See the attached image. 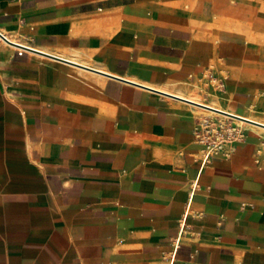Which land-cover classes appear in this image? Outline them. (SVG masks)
<instances>
[{
	"label": "crops",
	"instance_id": "crops-1",
	"mask_svg": "<svg viewBox=\"0 0 264 264\" xmlns=\"http://www.w3.org/2000/svg\"><path fill=\"white\" fill-rule=\"evenodd\" d=\"M223 7L0 0V264H264V133L192 135L207 108L264 125V0Z\"/></svg>",
	"mask_w": 264,
	"mask_h": 264
},
{
	"label": "built area",
	"instance_id": "built-area-1",
	"mask_svg": "<svg viewBox=\"0 0 264 264\" xmlns=\"http://www.w3.org/2000/svg\"><path fill=\"white\" fill-rule=\"evenodd\" d=\"M225 80V76L217 78L210 73L203 75L204 86L214 91H221ZM224 116H202L197 119L192 130L195 142L202 147L207 159L229 158L234 153L235 144L240 143L243 138V127L234 120V117ZM173 246L177 248V243Z\"/></svg>",
	"mask_w": 264,
	"mask_h": 264
},
{
	"label": "rangeland",
	"instance_id": "rangeland-1",
	"mask_svg": "<svg viewBox=\"0 0 264 264\" xmlns=\"http://www.w3.org/2000/svg\"><path fill=\"white\" fill-rule=\"evenodd\" d=\"M206 1H208V0H206ZM210 1V0H209ZM226 1V6L228 5V6H231V7H234V8H238V7H240V1L239 0H225ZM235 4H237V5H235ZM260 7V6H259ZM257 7H256V0H243V3H242V9H243V12L239 15V16H242L245 20H247L250 24H252V21H251V17H252V15H253V12H254V10L256 9ZM222 11H223V8L221 9V12H219V13H216V14H218L219 16H221L222 15ZM247 15V16H246ZM253 27H254V31H255V33L258 35V36H260V37H262V38H264V24H257V23H253ZM205 110H207V111H212V110H210V109H205ZM204 112V111H203ZM215 112V111H214ZM217 113V112H216ZM210 113H208V112H204V113H202L201 115H199V116H206V115H209ZM219 114H221V113H219ZM212 114H210L209 116H211ZM221 115H224V114H221ZM225 116H227V115H225ZM235 119H237V118H235ZM238 120H242V119H238ZM243 121H245V120H243ZM245 122H247V123H249V124H252V125H254V126H256V128H263L264 129V125L263 124H260V123H257V122H253V121H251V120H246ZM239 124V123H238ZM241 125V124H240ZM243 128H245L246 126L245 125H241ZM258 131L259 132H263L264 133V131L263 130H259L258 129Z\"/></svg>",
	"mask_w": 264,
	"mask_h": 264
},
{
	"label": "bare ground",
	"instance_id": "bare-ground-1",
	"mask_svg": "<svg viewBox=\"0 0 264 264\" xmlns=\"http://www.w3.org/2000/svg\"><path fill=\"white\" fill-rule=\"evenodd\" d=\"M239 1L241 3L240 4V7L234 8V7H230L228 5L226 6V1L225 0H222V2L225 4L226 7H223V11H222L221 17L224 18V19H227V20H231V18H233L234 16H239L243 12V9H242L243 0H239ZM204 111L205 112H208L210 114H215V112H213V111H207V110H204ZM221 116H223V115H221ZM234 120L237 121V123H239L241 125L250 126V127H256V126H254L252 124H249V123L245 122L248 119H242V120H236V119H234ZM243 120H245V121H243ZM260 129L261 130H264L263 128H260Z\"/></svg>",
	"mask_w": 264,
	"mask_h": 264
},
{
	"label": "water",
	"instance_id": "water-1",
	"mask_svg": "<svg viewBox=\"0 0 264 264\" xmlns=\"http://www.w3.org/2000/svg\"><path fill=\"white\" fill-rule=\"evenodd\" d=\"M207 109H210V110L215 111V112H217V113H221V114H224V115H228V114H225V113L222 112V111H219V110H216V109H213V108H207ZM229 116H231V115H229ZM231 117L237 118V117H235V116H231ZM237 119H241V118H237Z\"/></svg>",
	"mask_w": 264,
	"mask_h": 264
}]
</instances>
